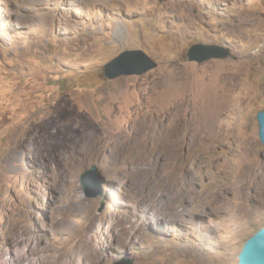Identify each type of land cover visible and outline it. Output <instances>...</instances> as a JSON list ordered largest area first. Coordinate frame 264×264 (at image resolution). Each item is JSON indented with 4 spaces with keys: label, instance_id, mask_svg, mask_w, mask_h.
Masks as SVG:
<instances>
[{
    "label": "rangeland",
    "instance_id": "374dc122",
    "mask_svg": "<svg viewBox=\"0 0 264 264\" xmlns=\"http://www.w3.org/2000/svg\"><path fill=\"white\" fill-rule=\"evenodd\" d=\"M132 50L157 67L106 78ZM259 111L264 0H0V264H238Z\"/></svg>",
    "mask_w": 264,
    "mask_h": 264
},
{
    "label": "water",
    "instance_id": "95a60500",
    "mask_svg": "<svg viewBox=\"0 0 264 264\" xmlns=\"http://www.w3.org/2000/svg\"><path fill=\"white\" fill-rule=\"evenodd\" d=\"M230 56V48L217 45L196 44L193 45L187 57L189 61L203 63L211 59L226 60ZM157 67V63L152 60L142 50L125 51L114 58L105 66V77L115 79L120 76L143 75ZM259 127V140L264 144V111H259L256 115ZM97 172L96 166L85 172L82 183L86 185V178ZM88 196H91L88 194ZM238 264H264V226L248 239L239 255Z\"/></svg>",
    "mask_w": 264,
    "mask_h": 264
},
{
    "label": "bare ground",
    "instance_id": "6f19581e",
    "mask_svg": "<svg viewBox=\"0 0 264 264\" xmlns=\"http://www.w3.org/2000/svg\"><path fill=\"white\" fill-rule=\"evenodd\" d=\"M208 126V125H207ZM142 152V151H141ZM181 251V250H180ZM182 252V251H181ZM93 253L94 252H92V251H90V250H86V254H87V257H88V259L90 260V261H92V262H96V258L93 256ZM45 257V256H44ZM44 257H42V258H44ZM47 258V257H46ZM43 261V260H42ZM43 262H46V261H43ZM53 264H62V262L60 261V260H54L53 261Z\"/></svg>",
    "mask_w": 264,
    "mask_h": 264
}]
</instances>
